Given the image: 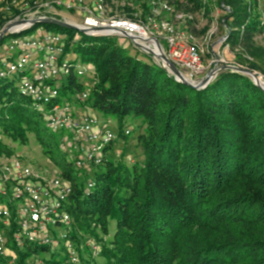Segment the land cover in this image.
I'll use <instances>...</instances> for the list:
<instances>
[{
    "label": "trees",
    "instance_id": "obj_1",
    "mask_svg": "<svg viewBox=\"0 0 264 264\" xmlns=\"http://www.w3.org/2000/svg\"><path fill=\"white\" fill-rule=\"evenodd\" d=\"M9 1H0L1 25L14 16L1 11ZM151 1L106 0L130 18H144ZM166 1L212 21V0ZM261 2L216 1L222 35L228 29L229 60L264 75ZM194 21L183 28L196 36ZM44 25L61 29L64 51L93 68L81 108L116 119L123 138L125 129L132 130L124 128L125 119L137 120L129 150L112 141L103 147L101 163L77 167L78 154L63 145L62 132L49 129L46 113L0 76V157L16 155L14 144L32 137L57 174L72 182L66 229L78 261L99 264V256L102 264H264V91L248 75L227 69L205 87L189 88L151 55L138 49L145 57L132 55L113 36ZM68 87L76 96L85 91L76 75L69 76ZM100 167L84 187L80 173ZM14 217L12 212L10 226L0 228L11 252L0 255V264L67 263L62 241L57 247L30 241L18 246ZM89 239L99 245L97 255L86 245Z\"/></svg>",
    "mask_w": 264,
    "mask_h": 264
},
{
    "label": "built area",
    "instance_id": "obj_2",
    "mask_svg": "<svg viewBox=\"0 0 264 264\" xmlns=\"http://www.w3.org/2000/svg\"><path fill=\"white\" fill-rule=\"evenodd\" d=\"M216 1L212 0V8L216 13L212 26L205 33L201 44H197L195 36L183 28L185 21L191 20L193 15L175 10L166 0L151 1V11L144 18L137 17V14L134 18L118 15L106 0H10L1 11H12L14 16L3 25L0 21V31L4 25L18 19L60 16L58 10L65 8L81 17L80 23L72 22L74 24L109 26L141 37L157 38L169 60L186 78L193 80L203 76L211 67L226 62L223 52H230L229 46L224 43L228 29L211 43L219 26L217 18L220 6H217ZM32 25L14 26L7 34L21 33ZM65 38L64 34L46 31L9 40L5 44L6 51L14 54L2 63L4 68L0 70V76L13 72L22 74L18 85L20 93L31 97L35 106L46 113L51 131L65 133L63 145L78 154L76 166L85 168L102 162V149L114 141L115 135L107 128L104 119L82 109L81 105L76 107L68 101H58L60 85L57 79L68 73L70 76L84 73L83 69H74L73 63L62 59ZM147 45L154 47L152 42ZM205 53L209 54L206 60L203 59ZM74 97L82 104L87 92L83 91ZM124 134H129V130L125 129ZM88 142L90 144L86 147ZM87 185L91 186L92 183ZM72 191V182L59 174L41 175L18 155L0 157V199L10 196L20 200L19 203L11 200L0 206V228L10 226L14 212L17 230L12 234V240L18 246L30 241L57 247L62 241L68 261L77 262L78 251L67 237L66 229L70 227V216L65 209V202ZM62 229L65 231H60ZM52 230L56 231V236H53ZM7 242L6 235L0 230L1 256L11 253ZM86 245L93 255L98 254L99 245L93 239H89ZM35 263L45 264L41 259H36Z\"/></svg>",
    "mask_w": 264,
    "mask_h": 264
},
{
    "label": "rangeland",
    "instance_id": "obj_3",
    "mask_svg": "<svg viewBox=\"0 0 264 264\" xmlns=\"http://www.w3.org/2000/svg\"><path fill=\"white\" fill-rule=\"evenodd\" d=\"M261 9L262 11H264V0H261ZM116 12V14L120 15V13H118V10H114ZM264 13V12H262ZM58 14L60 15V18H64L65 20H70L71 23L72 22H76V23H80L81 21V17L79 15H76L74 13H71L70 11H68L65 8H60L58 10ZM215 10H213V13L211 14L212 19L214 20V16H215ZM195 18V26H196V30L197 33L195 34V38H196V43L197 44H201L203 42L205 33L208 31V29L212 26V22L213 20L210 22L208 21V17L202 13H196L195 15H193ZM217 21L219 23L218 29L216 31V34L212 36L211 39V43L216 39V37L221 36L223 33L222 28L220 27V22L217 18ZM45 23H37L36 26L33 27V29L31 30H25L22 31L21 33H15V34H6L2 37V40L0 41V70H2L4 67L2 66V63L5 61V59L11 55L12 53L14 54V52H8L6 51L5 48V44L6 42H8L9 40L13 39V38H23L26 36H30L34 33H43L46 31L49 32H62L61 29H57L54 26H45ZM206 27V28H205ZM61 34H64L63 32ZM83 34V33H82ZM113 38L117 41V43H119L121 46H123L124 48H126V50L128 51V53L132 54V55H138L139 57H145V55H142L141 53H138L136 51V49L134 48V46L132 45V43L124 38V37H120V36H113ZM262 40H264V36H262ZM139 50V49H138ZM221 50V49H220ZM141 51V50H140ZM225 55V59L226 61L231 62V60H227V58L232 59V54L228 51H224L223 52ZM209 56L208 53H205V55L203 56V59L206 60L207 57ZM62 59L66 60L67 62H71L75 65L74 69H83L84 73L78 77V82H81L84 84V88L85 91H89L90 87H91V78L93 77V68L90 64L87 63H83L81 61V56L74 54L73 52H64L61 55ZM155 61V59H153ZM261 77V80H264V75L259 74ZM69 73L68 74H64L62 76L61 79H57V84L60 85V89L59 90V95H58V101L60 103H65V101H68L69 104L79 107L81 104L78 102V100L75 99V95L71 93V88L68 87V79H69ZM3 81H13L15 84V89L18 90V85L20 84L21 81V76L19 75L18 72H13L10 73L8 75H5L3 78ZM87 111L93 115L98 116L100 119H104L106 121L107 124V128L112 131L115 135L114 137V144L120 146V150L121 151H125V150H129L130 146L132 144V142L136 139L137 136V128H136V124H137V120L132 117L129 116L125 119L124 123L125 126L124 128L128 127V126H132V130L129 134H127L125 136V138H123L122 134L119 132L118 130V126H117V121L116 119L112 118V117H104L102 115V113L93 108L88 106ZM123 128V129H124ZM65 133H61V137L64 136ZM60 136V134H59ZM89 142L86 144V147L89 146ZM16 147V155L19 156V158L29 164L30 166L33 167V169H35V171H37L39 174L44 175V176H56L57 174V170L56 167L50 163L49 161L46 160V158L44 157V155L41 153L40 147L38 146V144H36V142L34 141V139L32 137L28 138V141L25 145H16L14 144ZM72 151H75L74 149H72ZM103 168L100 167V169H96L93 168L91 171H84L82 173H80L79 175V181L82 183V185L84 187H86L87 185V180L89 178H93L95 176V174L99 171H101ZM13 203H19L20 200L18 199H12L10 196L8 197H4L3 199H0V206L1 205H5V203H8L9 201H11ZM62 232H64L65 230L62 229L60 230ZM112 235V233L110 234ZM48 256V254L46 255ZM96 261H98L99 264H102V258L99 256H95ZM66 264H82L80 261L71 263L69 261H67Z\"/></svg>",
    "mask_w": 264,
    "mask_h": 264
},
{
    "label": "water",
    "instance_id": "obj_4",
    "mask_svg": "<svg viewBox=\"0 0 264 264\" xmlns=\"http://www.w3.org/2000/svg\"><path fill=\"white\" fill-rule=\"evenodd\" d=\"M37 23L53 24L60 27L73 29L83 34L94 35V36L124 37L128 39L135 48L151 55L153 59H155L157 63H159L168 73H170L176 81L181 82L182 84L188 86L189 88H193V89L203 88L216 76V74L220 70L227 69L248 75L253 80L254 84L257 87H259L262 91H264V80H261V77L257 71L251 70L249 68L240 66L238 64L229 61L215 65L211 67L208 71H206V73L203 76L190 80L186 78L182 74V72L169 60V58L164 53L163 48L160 42L157 40V38L141 37L139 35L129 33L125 30L119 28H112L109 26L86 27L79 24L71 23L63 19H58L56 17H49V16L37 17L31 19H18L3 26V28L0 31V39L5 34L9 33V31L14 26L25 25V24H37ZM151 42L153 43L154 47H150L147 45Z\"/></svg>",
    "mask_w": 264,
    "mask_h": 264
},
{
    "label": "crops",
    "instance_id": "obj_5",
    "mask_svg": "<svg viewBox=\"0 0 264 264\" xmlns=\"http://www.w3.org/2000/svg\"><path fill=\"white\" fill-rule=\"evenodd\" d=\"M135 48V47H134ZM136 51H137V49H136ZM225 55V54H224ZM227 60H229V58H227Z\"/></svg>",
    "mask_w": 264,
    "mask_h": 264
}]
</instances>
